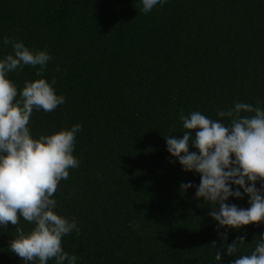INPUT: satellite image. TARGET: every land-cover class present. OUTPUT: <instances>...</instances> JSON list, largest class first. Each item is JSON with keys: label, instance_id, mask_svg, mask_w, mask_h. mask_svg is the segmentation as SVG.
Segmentation results:
<instances>
[{"label": "trees", "instance_id": "16d2710c", "mask_svg": "<svg viewBox=\"0 0 264 264\" xmlns=\"http://www.w3.org/2000/svg\"><path fill=\"white\" fill-rule=\"evenodd\" d=\"M141 8V0H0V59L12 53L5 36L51 56L39 75V66L25 65L8 78L18 91L55 78L66 100L33 110V137L82 126L79 167L54 196V211L80 230L63 237V249L76 264H231L251 254L264 223L218 229L210 205L195 198L200 175L183 170L165 136L183 135L181 110L221 120L217 112L237 102L264 108V0ZM248 199L227 202L247 208ZM20 227L32 225L21 219ZM15 236L11 224L0 228V264H32L9 250ZM239 236L238 251L215 260Z\"/></svg>", "mask_w": 264, "mask_h": 264}, {"label": "clouds", "instance_id": "9594fccd", "mask_svg": "<svg viewBox=\"0 0 264 264\" xmlns=\"http://www.w3.org/2000/svg\"><path fill=\"white\" fill-rule=\"evenodd\" d=\"M141 3V11L147 14L167 0ZM3 43L11 46L12 53L0 59V228L7 229L11 224L16 229L9 250L21 261L48 264L54 259L55 264H76L77 257L63 249V237L73 230L79 234L80 230L75 218L69 220L54 211V196L60 182L69 178V170L79 167L73 152L82 126L33 137L29 127L33 110L51 112L66 100L56 93L55 78L51 83L44 78L25 81L18 91L8 74L30 65L39 66V75L51 56L46 50H31L7 36ZM259 104L237 102L217 112L221 120L199 111L185 116L181 110L183 135L165 136L167 151L183 170L200 175L195 198H203L210 205L208 215L218 222V229L264 223V108ZM193 186L191 182L182 183L181 190ZM245 195L249 198L247 208L227 202L230 197ZM21 219L32 225L29 231L20 227ZM220 235L227 238L226 232ZM237 241L242 246L245 238L239 236L223 246L226 252L218 250L215 260L220 261L225 254L233 256L238 251ZM231 264H264V234L251 254L240 255Z\"/></svg>", "mask_w": 264, "mask_h": 264}]
</instances>
